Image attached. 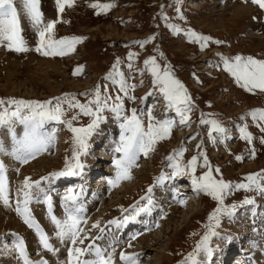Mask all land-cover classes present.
<instances>
[{"label": "rangeland", "instance_id": "374dc122", "mask_svg": "<svg viewBox=\"0 0 264 264\" xmlns=\"http://www.w3.org/2000/svg\"><path fill=\"white\" fill-rule=\"evenodd\" d=\"M93 4H111L113 7L105 11L93 8L91 6ZM249 6L253 8V11H256V14L250 16L247 13ZM177 8L180 9L179 13L176 11ZM225 8H228V10L224 11ZM39 10L42 13L44 24L49 21L57 22L53 31L54 39L78 37L81 40L75 44L74 50L66 55H41L35 50L39 38L27 18L25 27L21 25V28H24L22 36L26 41L28 51L16 52L9 50L7 41L0 44V78L6 77L8 71H11L14 74L11 82L20 87V91L17 93H8L1 88L0 100L5 102L12 99L39 102L53 100L55 102V97L74 94L81 103H87L89 100L94 99V90L97 87L100 88L102 96L104 94L112 97L116 95L123 96V93L119 92L118 83L114 84L112 80L106 79L109 73L114 71L113 65L119 60L120 63L116 71L124 74L127 83L136 86L131 91V95L135 96L136 99L128 100L125 97V114L131 115V110L133 108L137 109V115L144 120L145 126L148 122L147 113L149 111L152 112L157 120L172 119L176 121L170 138L158 141L154 150L148 152L147 155L138 154L137 167L133 171L131 170L132 172L130 171L129 179H121L120 183L117 184L120 185L114 186L112 192L95 194L96 199L92 203L93 205L91 204V207L88 208L87 218L100 214L97 210L100 212V208H102L107 199V205L112 201H116V204L121 202L122 207L119 211L127 215L134 212V206L140 207V203H145V200L141 198L148 195L150 187L153 192L159 186L163 187L165 185L174 193L173 187L178 185V183L186 184L188 181L192 183L189 172L178 175L176 180L175 176H172L174 171L172 165L176 161L169 160L168 157L174 155L181 147L185 148L186 151L182 157L177 159L183 165H186L192 156L198 155L199 152L203 151L213 168V176L216 179L222 178L225 182H229L232 185L246 183L245 177L249 174L264 171V163H262L264 143H261V139H264V133L260 132L256 126L257 122L249 115L253 110L264 109V93L259 90L247 91L236 82L229 72L224 70V59L234 62L236 56H241L264 60V46L257 39H253V36L261 37V30L253 31L250 29V26L253 25L252 21L255 24L261 23V25H264V9L252 3V0H216L211 5L202 3V0H73L71 6L65 5L63 12L59 11L56 0H39ZM235 10H241L240 18L232 17ZM21 22H23L22 19L20 20ZM172 26L179 28L180 31H174ZM189 30L200 36L209 37L210 40L207 47L201 50L199 43L191 41L188 35ZM262 32L264 33V29ZM145 40L149 42L144 44L143 47L137 43ZM214 41H220L221 43H214ZM130 53L135 54L131 60H129ZM149 57L156 58L161 71L164 70L165 66H170L174 77L187 89L193 105V109L189 114V125L179 124V117L176 115L175 110L167 107V101L164 99L163 94L152 83L153 77L144 65V61ZM195 57L199 58V60H196L197 58ZM46 63L57 64L59 67L58 73L52 74L48 78L42 77L43 75H40V69L37 68V65L40 64V68L47 67V69H50V66H45ZM129 64L132 65L131 68H129ZM77 69H80V71L74 75L73 73ZM119 78V76L115 77L116 80H119ZM65 79L72 83L78 82L81 85L72 88L65 85L61 91L56 92L49 90L48 83H50V86H64ZM4 83V79L0 80V85ZM5 106L8 105L0 106V110ZM10 107L14 109L15 106ZM64 107L66 108V115L62 119H70L72 115L79 111L78 109L67 110L66 105ZM103 115L105 117L104 121L88 140V143L93 138L99 143L107 139L105 138L107 137L106 132H100V130L110 120L116 118L109 110H105ZM201 118L218 121L227 130L226 133H214L216 142L213 143L208 138L210 125L201 124ZM90 121L91 117L80 114L78 119L73 122V126L84 127ZM52 124L57 145L54 147L55 150L53 147L49 149V155L44 152L28 162L32 164L33 161L42 156L51 158L47 165L30 174V182L63 170L66 158L71 159L73 134L64 124L55 121H52ZM117 125L120 124L118 123ZM244 125L248 126V131L253 136L251 144L240 139V128ZM6 132V129H0V137L2 138ZM16 133L18 136L22 135L23 128L21 131L16 130ZM6 134L10 137L8 132ZM98 137H100L99 140ZM119 139L120 137L117 140L118 142ZM201 142L202 146L197 148V145H201ZM115 144L117 145V143ZM99 146L98 148L103 151V145ZM253 149L255 150L254 157L252 155ZM106 151L110 154L114 149L111 147ZM142 155L144 157L143 160L139 158ZM83 156H85L86 160L84 158L82 164H84V161L88 162L87 156ZM119 156L120 154L116 153L114 158H108L109 160H98L97 170L93 171V173H100L105 166L109 165L108 167H112V173H102L110 176L111 180H116L117 169L113 165V161ZM236 156H242L243 159L238 161ZM97 157L102 158L98 155ZM202 162L203 157H199L195 173L197 177L207 171L206 168L199 166ZM28 163L16 165V169L14 168L16 176L11 179L10 184L13 185L12 190L16 195L25 180L24 177L20 176L21 169ZM216 168L220 169L219 173L215 172ZM141 174L145 176L144 181L139 177ZM161 174L170 178L158 183L157 178ZM174 180L176 183H174ZM73 184L68 183L65 189H73L70 186ZM138 185L139 188H137ZM124 186L131 191H126ZM117 189L122 191L118 193V196L113 194ZM131 193L132 197L130 199L127 198ZM175 194L180 202L183 201V207L181 205L179 209L170 208L168 211L166 205L163 203L159 204L158 207L161 209H158L156 215L160 214L161 219L158 225L148 231L143 230L142 233L137 234L138 236H134L140 239L143 233L151 232L153 236H158L168 231L161 238L160 244L157 245V251L148 250L145 253H138L136 256L138 264H191V261L188 260L189 254L195 252L197 245L209 233L210 228L219 233L218 236H213L209 240L213 247L222 242L223 235L231 228L234 227L232 231L234 235L236 230H245V220H249L250 217L257 219L255 221L252 220L255 222L252 226L253 229L254 226L258 225V217L240 216V214H245V210L250 207L254 208L257 203L264 201V194L243 189H231L224 196V205L226 207L237 206L232 215L235 220L233 222L232 218L230 219L229 216L221 214L219 216V225L216 226V222L214 220L210 221L209 217L219 206L218 201L204 192H197L196 190L183 193L178 191ZM246 197H252L251 199L255 201L254 204L238 208ZM38 201L34 200L36 203H39ZM186 209L188 211L186 213L189 214L187 221L178 230L172 232L175 222L179 223L182 219L181 212ZM133 215L136 217L140 216L137 213ZM171 217L175 219H173L172 223L170 221ZM23 221L22 224L27 225ZM85 225L87 226V223H82L81 225L84 228V232L81 233L83 236L86 234ZM23 231L26 232V230ZM20 233L16 228L6 227L3 229L2 227L0 229V255L15 252L12 250L14 238L12 239L10 235L19 236L21 235ZM131 238H129L130 241ZM248 241H252V239H248ZM253 241L255 242L254 247L248 253V255L250 254V259L255 258L258 252L256 245L261 242L260 237L253 239ZM121 243L123 242L120 241ZM121 246L123 247V245ZM133 248L135 249L136 247L134 246ZM158 250L162 253H168V260L162 259L161 252ZM27 252L33 257H36L39 253L38 250L32 249L27 250ZM203 254L201 251L200 256ZM118 256L120 257V254ZM155 258L160 259L156 261ZM0 264H5V261L1 259Z\"/></svg>", "mask_w": 264, "mask_h": 264}, {"label": "snow or ice", "instance_id": "6c2138e0", "mask_svg": "<svg viewBox=\"0 0 264 264\" xmlns=\"http://www.w3.org/2000/svg\"><path fill=\"white\" fill-rule=\"evenodd\" d=\"M58 9L63 12L65 5L71 6L73 0H56ZM252 3L257 4L261 9H264V0H252ZM16 4H20L24 15L28 18L32 28L35 29L38 36V45L36 51L44 56H63L68 52L74 50L76 43H79L81 38H62L54 39L53 31L56 21H49L44 24L42 13L39 10V0H0V44L7 41V47L9 50L16 52H26L28 47L26 41L22 36V28L20 23V13L16 7ZM93 8H99L101 10H107L113 7L111 4H93ZM176 11L179 13L180 9ZM174 31L179 32L180 29L172 26ZM189 39L193 42L199 43L201 50L207 47L210 40L209 37H204L196 34L195 32L188 31ZM151 39V38H150ZM148 40L137 42L141 47L148 43ZM214 43H221L220 41H214ZM135 54H129V60L133 59ZM119 60L113 65V72H110L106 79H110L113 83H118L119 92L123 93V96L116 95L115 97L107 94L101 95V90L97 87L94 90V99L89 100L87 103H81L76 99L74 94H65L62 97H55L54 101H25V100H9L7 102L0 100V106H5L0 110V129H6L12 140V149L7 151L3 141L0 140V153L10 155L21 164H26L29 161L35 159L37 156L48 151L54 146L55 134L45 131V124L49 121H55L64 124L66 128L73 134L72 138V156L69 160H65V168L59 172L51 173V177H64L79 175L84 168V165L80 161L81 155H87L89 144L88 140L98 130L100 124L104 121L105 117L103 113L105 110H109L114 114L117 120L122 121L119 125L120 139L117 143L114 151L119 153V158L114 159L113 163L117 169L116 181H109L110 185L115 186L121 179L130 178V169L135 165L138 154L143 153L147 155L148 152L153 151L158 141L170 138L172 129L176 121L172 119L157 120L151 111L147 113V125L145 126L144 120L137 115V109L131 110V115L125 114V97L128 100H135L136 97L131 95V91L136 87L134 84H129L124 78V74L116 71L119 66ZM145 67L151 73L153 77L152 83L158 87V90L163 94L164 99L167 101V107L174 109L176 115L179 117V124L187 126L190 124V113L193 109L192 98L188 94L184 85L177 80L170 66H165L161 71L160 66L156 62L155 57H149L144 61ZM132 65L129 64V68ZM224 70L229 72L241 87L249 92L259 90L264 93V60H257L252 57L236 56L234 62L224 59ZM80 69H77L73 74H78ZM119 76V80L115 77ZM151 95V93H149ZM67 110L79 111L72 115L70 119H62L66 115ZM10 106H15L14 109ZM82 114L84 116L91 117L90 123L84 127H75L73 122L78 119V116ZM252 119L256 121V126L260 132L264 133V109L253 110L249 113ZM201 124L210 125L208 131V138L216 142V137L213 135L224 134L226 129L216 120H207L201 118ZM23 126L22 135H17L15 126ZM240 139L252 143L253 136L248 131V126L244 125L240 128ZM261 143H264V139H261ZM201 145H197L200 148ZM185 148L181 147L174 155L168 157L169 160H175L176 163L172 165L174 171L172 176L181 175L185 172L191 174L192 185L197 192H204L211 196L214 200L218 201V207L210 215L209 220L215 221L216 226L219 225V216L221 214L231 217L236 210V205L226 207L224 205V196L231 190L243 189L245 191H255L264 194V171L260 173L249 174L246 179V183H238L232 185L229 182H225L222 178L216 179L213 176V168L209 163L207 155L201 151L198 155L192 156L191 160L183 165L177 158L182 157ZM254 157L255 150H252ZM199 157H203V162L200 167L206 168L202 175L197 177L195 175L196 168L198 166ZM238 161L242 160V156H236ZM18 171V170H17ZM215 172L219 173L220 169L216 168ZM6 168L2 161H0V201L5 206H10L9 187L6 177ZM166 178L164 174H161L157 178V182L161 183ZM42 180H47L49 177H42ZM41 181H31L30 178H25L21 188L17 193L16 212L24 219V223L30 228H35L37 235L40 238V244L48 252L56 255L59 252L58 248H55L50 242L49 237L40 228L38 223L31 217L29 203L33 199V190L43 192L40 187ZM151 187L148 192L151 193ZM65 203V219H58L55 215H52L51 197L45 198L49 207V216L52 223L55 225L57 231L55 233L57 239L63 244L68 242L70 246L67 247V261L59 262V264H114L112 254L105 255L104 250L96 246L94 243L89 244L87 247L77 246L84 244L85 235L81 238V233L84 232V228L81 224H86L87 221L83 219L81 213L83 209L76 206L77 196L69 191V194L64 198ZM142 200L147 199L148 204H151V199L142 197ZM254 200L246 197L240 206L252 205ZM183 203V201H181ZM150 209L145 205L144 207H135L134 212L139 213L141 211H149ZM127 211V210H125ZM134 219L135 216L125 217V220ZM110 224H118V221H109ZM92 228H99L100 232L104 231L100 228L99 222L94 223ZM219 233L212 230L206 234L202 241L197 245L194 253L189 254L188 260L191 264H199L197 260L198 254L202 251L209 259L213 255V249L209 247V240L213 236H218ZM96 237L95 239H100ZM18 243H15L13 251L18 255L17 258L22 261V264H48L46 260L33 261L30 259L24 241L21 238H17ZM86 255L94 258L85 259ZM120 259L125 261L126 264H138L135 254H125L121 252Z\"/></svg>", "mask_w": 264, "mask_h": 264}, {"label": "bare ground", "instance_id": "6f19581e", "mask_svg": "<svg viewBox=\"0 0 264 264\" xmlns=\"http://www.w3.org/2000/svg\"><path fill=\"white\" fill-rule=\"evenodd\" d=\"M213 1H216V0H213ZM234 9H236V8H234ZM252 9L253 8L251 6H249L247 9V13H249L250 16L253 14H256V11H253ZM226 10H228V8L224 9V11H226ZM20 13L23 14V12H21V10H20ZM240 14H242L241 10H235L234 13L232 14V17L233 18H240ZM19 18L21 20L22 15H21V17L19 16ZM263 20H264V18H263ZM252 24L253 25L250 26L251 30H253V31L254 30L260 31L261 30L260 31L261 37L253 36V39H257L261 43V45L264 46V33L262 32L264 29V25H261V23L255 24V22H253V21H252ZM21 25H22V27H25L24 22H21ZM195 58H197V57H195ZM196 60H199V58H197ZM47 65L50 66V69H47V67L40 68L39 67L40 64L37 65V68L40 69V73H41L40 75H43L42 77L48 78L52 74L58 73L59 67L57 66V64L46 63L45 66H47ZM13 75L14 74H12L11 71H8V73L6 74V77L0 78V80L4 79V81H5L4 84L0 85V89L2 88V90H6L8 93H14V92L17 93L20 91V87L18 85L14 84L13 82H11V78L14 77ZM48 85H49L50 91L56 92V91H61L65 87V85L67 87L72 88V87H78L81 84L78 82L72 83V82H69L68 79H65L64 80V86H58V85H56V86L51 85L50 86V83H48ZM51 123H52V121H49L45 124V131H47L48 133H51V131H52V128L50 127ZM118 123L120 124V120L112 119L106 125H104V129H105V132L107 134V137H105V138H107L105 140L106 144L108 143L109 139H113L114 143H117V140L120 137V131H121L119 125H117ZM48 125H49V127H48ZM19 126L21 128L19 127V129H15V130L21 131L23 126L22 125H19ZM105 132H104V134H105ZM6 133L3 134L2 138H0V140L3 141L5 148L7 149V151L10 152L12 149V140L10 139V137ZM99 138L100 137H98V140H99ZM55 141H56V139H55ZM55 141H54L53 149H54L55 145H57L56 144L57 142H55ZM48 151H50V150H48ZM48 151H46L45 154H48ZM104 154L107 155V152L105 150H104ZM86 156L88 158L87 159V161H88L87 166L91 162H93V164H97L98 160H104L105 158H108V155L105 157H102V158H98L97 155L92 156L89 154V152H87ZM109 157L114 158L113 154H110ZM139 158L143 160L144 157L142 155V157H139ZM50 160H51V158H47V157L42 156V157L36 159L35 161H33L32 164L28 163L27 164L28 166L25 165V167H23L21 169L20 176H22L24 178H29L30 174L32 172H34L35 170L40 169L41 167L47 165ZM105 160H109V159H105ZM0 161L3 162V164L5 165V168H6L5 174H6L7 181H8L9 196H10V206H5L3 204V202L0 201V229L2 227H3V229H5L6 227H10V228H16L19 232H21L20 233L21 235H19L20 237L18 235H15V234L13 235L14 236L13 238L15 241L14 245H15V243H18L17 238H21L24 241V244H25L26 249L28 251H29V249H32L35 251L38 250L39 253L36 257H30L29 256L30 259L33 261H39V260L43 259V260H46L48 262V264H59V262H66L67 261V255H68L67 254V247L70 245L68 244V242H65L62 244L60 242V240L57 239V237L55 235L57 229H56L55 225L52 223L51 218L49 216V207H48V203L46 202L45 198H46V196L51 197L52 215H55L58 219L63 220V219H65V203H64L63 198L69 194L70 190L72 191L73 195L77 196L76 206L81 207L83 209V212L81 213V215H82L83 219L87 221V226L85 225L86 226L85 227V232H86L85 235H88V236L86 239H84V244H82V245L78 244L77 246L87 247L89 244L94 243L96 246H98V247L102 248V250H104L106 256L109 254H112L114 264H123L124 261H122L120 259V257L118 256L119 254H121V252H123L125 254L138 255V253H145L148 250L157 251V245L160 244L161 238L164 237L168 232V231H166V233H161L158 236H153L151 234V232L143 233L142 238H140V239H139V237H134L135 235L138 236L136 233L130 234V235H127L126 237H124V234H123L124 231L123 230L121 231V228L124 226L121 225V224H123V223H121L120 224L121 226L118 228L119 229L118 231H121L120 233H122V237L119 238L120 235L117 234V231H116V233H114V235H112L110 233V230L116 224H110L109 221L117 220L119 217L123 216V213H120V211H119L122 207L121 202H118L116 204V201H112L107 205L106 203H107L108 199L106 202H104L106 205L104 204L102 206V208H100V212L97 210V212L100 214H98L94 217L92 215L91 218H87V214L89 212V209H88L89 204H91L93 202V197L89 198V200L87 202H85L84 200L83 201L79 200V198L84 195V193L86 191V187L88 186L86 179H85L88 177V174L86 175L87 169H84L83 176L81 177L82 173L79 174L80 178H82L80 180L71 179V180H66L64 183L60 182L59 184L51 185L52 183H55L57 177H53L52 179H51V177H49V179H47V180H42V179L39 180V181H41L40 187L43 189V192H38L35 189L33 190V199L29 203L28 208L30 209L31 217L38 223L40 228L43 229L44 233L49 237V242L55 248L59 249V252L56 255H53L52 253L48 252L46 249H44L42 247V245L40 244V238L37 235L35 228H30L28 225H23L22 224L23 218L18 213L15 212L16 203H14L15 204L14 205L13 202H16L17 199L14 196V193L12 192L13 188L11 189L12 185L10 184V181L12 178H14L16 176L14 173V168L16 169V165H22V164L19 161H17L16 159H14L12 156L5 155L3 153H0ZM136 161H137V159H136ZM136 161H135V165L130 169V171L131 170L133 171L137 167L138 163ZM139 161H141V160H139ZM262 163H264V158L262 160ZM107 166H109V165H107ZM17 167H19V166H17ZM93 167H94V169H92L91 171L97 169L95 165H93ZM90 168H88L89 169L88 171H90ZM113 169H114V167H113ZM103 172H109L108 167H106ZM95 175L96 174H94V176ZM100 175L101 176L97 179L96 183H94L92 185L90 183L91 187H89V189L93 191V192H91L92 195H94L97 191L99 192V189L102 190L103 194H106L108 192H112L114 190V188H113L114 186L110 185L109 181H116V180H114V179L111 180L106 174H104L102 172H100ZM72 177L73 176H70V178H72ZM139 177H141V180H143V181L145 180L144 175L141 174V175H139ZM50 179L52 180V183H49ZM69 182L74 183L73 185H70L71 187H73V189H70V188L65 189L67 183H69ZM118 183H120V181ZM49 185H51V186H49ZM119 185L116 184L115 186H119ZM180 186H182V185H180ZM171 187H172V185H171ZM124 188L126 191L129 190L125 186H124ZM137 188H139V185L137 186ZM166 188L164 186L163 187L159 186L156 191H153V192L151 191V193H148V195H146V197L151 199L152 203L148 204L147 199H144L145 203L144 202L140 203L139 206L144 207L145 205H147V207L150 209L149 211H146L148 213L150 211H153V212L157 211L156 210L157 206H159V204L161 202H164V204H166V207H168V211L170 210V208H175V209L178 208L179 209L180 206L182 205V203L180 201H176L173 193L168 191V189H166ZM192 189H194V187L190 186L186 190H192ZM118 190H120V189L115 190V192L113 194L118 196V193L122 192L121 190L120 191H118ZM125 190H123V191H125ZM129 191H131V190H129ZM135 191H136V189H135ZM88 195H89V190L87 191V194L85 196H88ZM100 196H101V194H100ZM164 196H165V198H163ZM40 197H42V199H40ZM131 197H132V193L130 194V196L129 195L127 196V198H129V199ZM34 200L35 201L39 200L38 201L39 203L34 202ZM175 205H179V206H175ZM182 207H183V205H182ZM92 208H94V207H92ZM126 208H128V207H126ZM101 209H103V210L101 211ZM127 210H130V209H127ZM186 212H188L187 209L184 212H181L182 213V219L180 220L179 223L175 222L174 228L171 230L172 232H174L175 230H178V228L184 222L187 221L189 214H187ZM170 213H171V211H170ZM138 215L141 216V213H138ZM143 215H144V213L141 216L142 217L141 221H139L140 216L136 217L135 215H133V216H135L134 219L130 218L126 221L124 219L125 217H123L125 226L127 225L128 227H130L132 224H135L136 228L138 225L140 226L139 230H141V228H143V230L146 231V229L149 228L150 225L155 224V221L152 223L150 217L143 219ZM248 216H253V218H254V216L256 217V215L255 214L253 215V213H250ZM174 217H175V215H174ZM174 217L170 218L171 223L173 222ZM240 218H244V217H240ZM252 220L255 221L257 219L256 218L252 219L250 217L249 220H245V223H246L245 230H236L235 235L237 234V236L240 237L238 239V241H239L238 245H240V251H239V253L237 252V259H236L237 264H264V253H263V250H264V226L262 224H260V218L259 217H258V225L257 226H259L258 229H260V231H261V237H260L261 242L257 243V245H256L258 252L255 255V258L247 259L246 255H248V254L245 253V248H243V244H245V246L248 245L251 248V250L254 247L255 242L253 240L248 241L245 239V238L252 239L253 238L252 236L254 234H256L255 228H257V227L254 226V228L252 229L253 223L255 224V222H253ZM97 222H99V225L101 226L100 228L104 229V231L102 233L100 232L99 228H92V225L94 223H97ZM120 222H121V219H120ZM102 224H103V226H102ZM127 226H126V228H128ZM23 230H26V232ZM246 230H251V231H246ZM232 233H234V232H232ZM84 236L81 235V238H83ZM98 236L101 238L95 239ZM241 236H242V238H241ZM156 237H158V239H156ZM116 238H118V239H116ZM129 238H131V241L128 240ZM136 238H138V239H136ZM229 240H230V238H229ZM120 241H122L123 243L120 244ZM91 242H93V243H91ZM99 242H101V243H99ZM121 245H123V247ZM124 245H126V246H124ZM134 246L136 247L135 248L136 250L133 248ZM158 251H160V250H158ZM167 254L168 253H162L161 252V258L168 260L169 256ZM17 255L18 254L16 252L4 253L3 255H0V260L2 259L3 261H5V264H22V261H20L17 258ZM200 257H202V258H200V261H204V260L209 261V258L205 254L201 255ZM83 258L90 259V258H94V257L86 255ZM159 259L160 258H155L156 261H159ZM201 259H203V260H201ZM240 261H241V263H239Z\"/></svg>", "mask_w": 264, "mask_h": 264}]
</instances>
